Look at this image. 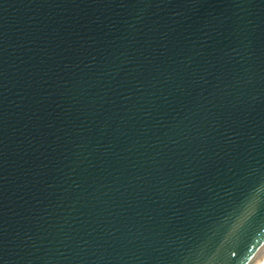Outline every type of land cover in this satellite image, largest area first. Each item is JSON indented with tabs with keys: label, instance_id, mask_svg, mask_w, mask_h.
Listing matches in <instances>:
<instances>
[{
	"label": "water",
	"instance_id": "95a60500",
	"mask_svg": "<svg viewBox=\"0 0 264 264\" xmlns=\"http://www.w3.org/2000/svg\"><path fill=\"white\" fill-rule=\"evenodd\" d=\"M264 0H0V264H256Z\"/></svg>",
	"mask_w": 264,
	"mask_h": 264
},
{
	"label": "bare ground",
	"instance_id": "6f19581e",
	"mask_svg": "<svg viewBox=\"0 0 264 264\" xmlns=\"http://www.w3.org/2000/svg\"><path fill=\"white\" fill-rule=\"evenodd\" d=\"M256 264H264V251H263V253L261 254V256H260V258H259V260L257 261Z\"/></svg>",
	"mask_w": 264,
	"mask_h": 264
}]
</instances>
